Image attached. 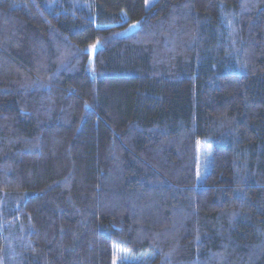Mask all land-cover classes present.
I'll return each mask as SVG.
<instances>
[{
    "label": "trees",
    "instance_id": "1",
    "mask_svg": "<svg viewBox=\"0 0 264 264\" xmlns=\"http://www.w3.org/2000/svg\"><path fill=\"white\" fill-rule=\"evenodd\" d=\"M0 264H264V0H0Z\"/></svg>",
    "mask_w": 264,
    "mask_h": 264
},
{
    "label": "rangeland",
    "instance_id": "2",
    "mask_svg": "<svg viewBox=\"0 0 264 264\" xmlns=\"http://www.w3.org/2000/svg\"><path fill=\"white\" fill-rule=\"evenodd\" d=\"M155 0H145V6H150Z\"/></svg>",
    "mask_w": 264,
    "mask_h": 264
}]
</instances>
